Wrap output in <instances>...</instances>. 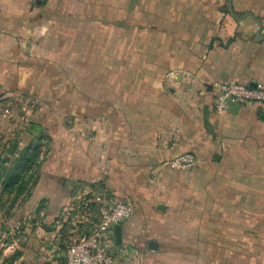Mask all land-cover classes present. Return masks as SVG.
Segmentation results:
<instances>
[{
    "label": "crops",
    "instance_id": "0c3cea01",
    "mask_svg": "<svg viewBox=\"0 0 264 264\" xmlns=\"http://www.w3.org/2000/svg\"><path fill=\"white\" fill-rule=\"evenodd\" d=\"M219 81L264 83V0H0V101L50 136L0 264H68L98 193L134 203L116 264H150L176 219L264 192V103L217 111Z\"/></svg>",
    "mask_w": 264,
    "mask_h": 264
},
{
    "label": "rangeland",
    "instance_id": "374dc122",
    "mask_svg": "<svg viewBox=\"0 0 264 264\" xmlns=\"http://www.w3.org/2000/svg\"><path fill=\"white\" fill-rule=\"evenodd\" d=\"M25 113L19 100L0 101V152L5 144L10 147L17 138L22 145L29 142L30 137L22 133L28 122ZM46 143L43 139V151L48 149ZM247 192L238 189L226 200L208 202V206L176 219L168 226L156 259L150 264H264V192ZM1 194L0 186V197ZM7 198V194H3V199ZM25 202L19 199L13 208L8 207L9 201L0 206L2 252L13 239L27 241L22 228L26 223L20 213ZM10 210L14 212L11 216L8 215ZM2 224L9 230H2Z\"/></svg>",
    "mask_w": 264,
    "mask_h": 264
},
{
    "label": "built area",
    "instance_id": "2783aa9c",
    "mask_svg": "<svg viewBox=\"0 0 264 264\" xmlns=\"http://www.w3.org/2000/svg\"><path fill=\"white\" fill-rule=\"evenodd\" d=\"M215 87L216 110L220 112L225 111L230 102L264 103V83L254 87L248 83L219 81L215 83ZM195 162L194 153L182 152L168 163L172 168H182L191 166ZM89 201L95 206L92 205L93 209L98 212V220L89 228L90 230L85 229L69 244L65 253L67 263L116 264V257L112 252L113 228L132 216L134 203L131 200H113L101 193L96 194Z\"/></svg>",
    "mask_w": 264,
    "mask_h": 264
},
{
    "label": "trees",
    "instance_id": "16d2710c",
    "mask_svg": "<svg viewBox=\"0 0 264 264\" xmlns=\"http://www.w3.org/2000/svg\"><path fill=\"white\" fill-rule=\"evenodd\" d=\"M230 82V81H229ZM249 84V83H248ZM260 116L263 115L260 113ZM26 130L33 134V137L27 144L22 145L17 138L10 145H4L0 152V186H1V203L0 206H5L9 201L8 207H14L20 199L27 200L32 194L35 185L40 177V167L45 158L46 151H43V139L47 141L48 147L50 136L46 133V127L37 122L30 121L26 126ZM9 151V155H3ZM3 194H7L8 198L3 199ZM15 210V209H14ZM14 212L8 211V215H13ZM2 230L8 231L6 224H2ZM22 255V251L16 249L7 259L9 264Z\"/></svg>",
    "mask_w": 264,
    "mask_h": 264
},
{
    "label": "water",
    "instance_id": "95a60500",
    "mask_svg": "<svg viewBox=\"0 0 264 264\" xmlns=\"http://www.w3.org/2000/svg\"><path fill=\"white\" fill-rule=\"evenodd\" d=\"M251 85L255 87V86H257V83H252ZM116 241L118 244H121V226H120V224H118L116 226ZM151 246L156 249V248H158V243L152 241Z\"/></svg>",
    "mask_w": 264,
    "mask_h": 264
}]
</instances>
